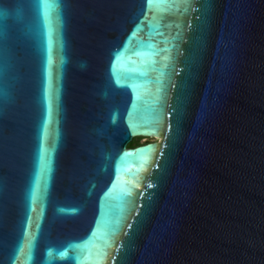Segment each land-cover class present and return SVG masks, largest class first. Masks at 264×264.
<instances>
[{"label": "water", "instance_id": "1", "mask_svg": "<svg viewBox=\"0 0 264 264\" xmlns=\"http://www.w3.org/2000/svg\"><path fill=\"white\" fill-rule=\"evenodd\" d=\"M0 264H264V0H0Z\"/></svg>", "mask_w": 264, "mask_h": 264}, {"label": "trees", "instance_id": "2", "mask_svg": "<svg viewBox=\"0 0 264 264\" xmlns=\"http://www.w3.org/2000/svg\"><path fill=\"white\" fill-rule=\"evenodd\" d=\"M141 142H139L137 139H133L130 143H129V146H135V145H138L140 144Z\"/></svg>", "mask_w": 264, "mask_h": 264}, {"label": "snow or ice", "instance_id": "3", "mask_svg": "<svg viewBox=\"0 0 264 264\" xmlns=\"http://www.w3.org/2000/svg\"><path fill=\"white\" fill-rule=\"evenodd\" d=\"M149 2H151V0H149Z\"/></svg>", "mask_w": 264, "mask_h": 264}]
</instances>
